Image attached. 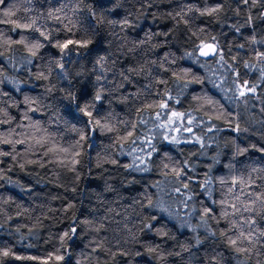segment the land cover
<instances>
[{"label":"clouds","instance_id":"9594fccd","mask_svg":"<svg viewBox=\"0 0 264 264\" xmlns=\"http://www.w3.org/2000/svg\"><path fill=\"white\" fill-rule=\"evenodd\" d=\"M0 264H264V0H0Z\"/></svg>","mask_w":264,"mask_h":264}]
</instances>
